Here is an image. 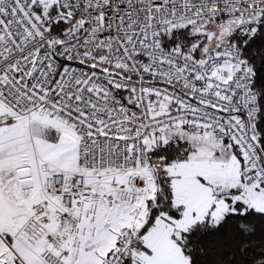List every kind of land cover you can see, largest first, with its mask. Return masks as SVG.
<instances>
[{"label": "snow or ice", "instance_id": "snow-or-ice-1", "mask_svg": "<svg viewBox=\"0 0 264 264\" xmlns=\"http://www.w3.org/2000/svg\"><path fill=\"white\" fill-rule=\"evenodd\" d=\"M0 264H264V0H0Z\"/></svg>", "mask_w": 264, "mask_h": 264}]
</instances>
